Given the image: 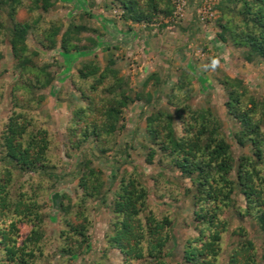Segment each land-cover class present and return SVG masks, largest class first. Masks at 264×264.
<instances>
[{
    "label": "trees",
    "instance_id": "16d2710c",
    "mask_svg": "<svg viewBox=\"0 0 264 264\" xmlns=\"http://www.w3.org/2000/svg\"><path fill=\"white\" fill-rule=\"evenodd\" d=\"M57 1L0 0L4 17L0 20V61L7 44L17 76L8 93L0 85V105L6 95L10 103L7 117L0 120V264H50L54 259L67 264L85 253L90 244L89 203H106L103 172L94 161L113 152L118 135L126 128L124 111L130 105L154 103L151 93L132 89L114 57L102 67L94 55L71 77V87L83 104L70 105L68 148L80 150L88 145L90 153L77 164L80 193L76 200L58 192L51 197L59 220L53 239L57 245L50 252L42 194L46 184L59 177L51 155L52 134L33 113L43 100L36 97L37 92L55 80L56 60L38 65L37 59L40 51L86 54L100 44L89 38L90 45H80L81 34L89 31L85 25L70 23L62 31L46 21L44 16ZM175 1L110 0V5L120 10L119 20L127 26L124 35L130 38L134 25L148 31L157 25L160 30L166 28V20L173 22ZM213 8L218 12V41L238 50L246 63L264 64V0H216ZM20 10L26 11L21 20L17 18ZM151 80L156 89L162 84L153 74L143 83L144 90ZM195 83L193 74L179 71L166 106L153 108L146 116L150 144L146 162L152 164L159 156L160 167L178 172L191 183L186 193L192 198L197 236L184 244L183 264H219L223 235L230 228L226 212L239 221L252 220L264 234V98L254 96L240 78L224 75L219 83L226 93V113L236 127L232 140L239 148L249 149L235 163L221 120L210 108L191 104ZM23 177L28 178L22 181ZM118 178L111 202V231L94 264H108L109 250L119 251L122 264H167V248L173 240L171 218L150 209L148 191L136 171L125 170L111 180ZM237 196L243 199L242 205ZM22 227L27 229L24 235ZM232 237L235 241L227 264H259L247 230L238 226ZM261 259L264 262V252Z\"/></svg>",
    "mask_w": 264,
    "mask_h": 264
},
{
    "label": "rangeland",
    "instance_id": "374dc122",
    "mask_svg": "<svg viewBox=\"0 0 264 264\" xmlns=\"http://www.w3.org/2000/svg\"><path fill=\"white\" fill-rule=\"evenodd\" d=\"M216 0H177L173 22H167V27L159 29L158 25L148 31L143 26L134 25L133 33L125 36L127 26L119 20L120 10L110 5V0H58L53 8L44 16L46 21H52L64 31L70 23L85 25L89 28L81 34L80 45H90L92 38L99 44L93 52L86 54L72 53L63 55L59 50L51 52L40 51L38 65L56 60L52 72L55 75L53 84L37 92L36 97H43L41 104L34 111L35 118L52 134L51 155L57 165L54 173L58 179H51L46 184L42 201L46 208L47 232L50 238L48 250L54 252L57 243L56 236L59 214L51 207V197L54 193L68 194L73 201L80 193L77 187L79 176L76 174L77 164L84 156L89 155V146L80 150L68 148L67 125L73 106L82 105L78 94L71 87L70 79L76 74L81 64L96 55L104 67L110 57L116 59V66L126 77L132 89L136 92H149L154 97L152 106L144 102H135L124 111L125 130L117 137V144L107 158L94 161V166L103 172L105 181L106 203H89L90 244L85 253L74 257L67 264H94L106 248L105 236L110 233L112 219L111 202L118 186V180L112 181L113 175H121L125 170L136 171L148 191V205L158 213H164L171 218L173 240L168 249L167 264H183L182 254L184 244L197 236L195 230L193 202L186 189L191 187L187 179H182L178 172L160 167L158 158L152 164L146 162L149 141L145 134V118L154 109L165 107L168 93L177 81L179 71L186 69L193 74L196 83L191 104L194 107L210 108L221 120L223 131L230 144L234 160L248 148H239L232 140L236 130L234 122L227 115L224 107L226 93L219 84L224 75L237 77L244 81L254 96L264 98V64L246 63L240 52L231 46L218 41L216 26L218 12L213 6ZM90 14L91 16L89 17ZM26 17V11L20 10L17 18ZM0 13V20H3ZM94 30V32L92 31ZM127 41V43H124ZM28 45L32 46L30 39ZM117 45L119 48L114 49ZM33 47V46H32ZM105 48L109 49L108 51ZM3 59L0 61V85L5 86L7 93L10 86L17 81L12 70V57L8 45L2 47ZM156 74L162 80L158 89L151 80L147 88L143 83L149 76ZM70 105H73L72 107ZM10 108L9 97L5 96L0 105V120L5 119ZM180 128L177 127L179 132ZM28 177H23L22 181ZM50 183L53 185L49 188ZM239 203L243 199L237 196ZM230 228L223 235V251L219 264H227L229 252L235 238L232 231L238 226L244 227L252 239L259 264H264L261 256L264 252V234L257 225L249 219L239 221L232 212H226ZM27 229L22 227V234ZM108 264H122V258L117 250L107 252ZM54 259L50 264H58Z\"/></svg>",
    "mask_w": 264,
    "mask_h": 264
}]
</instances>
